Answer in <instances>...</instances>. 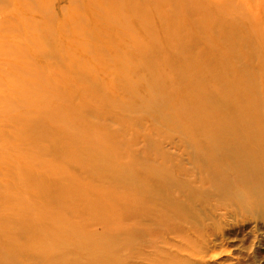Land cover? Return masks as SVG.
Here are the masks:
<instances>
[{
	"label": "rangeland",
	"instance_id": "obj_1",
	"mask_svg": "<svg viewBox=\"0 0 264 264\" xmlns=\"http://www.w3.org/2000/svg\"><path fill=\"white\" fill-rule=\"evenodd\" d=\"M137 1L143 2V0ZM149 2L148 6L145 4L146 6L136 7L122 4L129 10L126 9L125 18L121 17L120 13L118 15L113 13L117 9L115 3H102L103 5L100 6H105L116 15L110 19L111 23H115V20L120 18L123 24L133 30L142 25L145 7L149 10H155L158 7L168 13H177L183 4L189 5L185 0H174V4L169 0ZM213 2V15L219 14L228 20L226 30L218 29L211 22L202 32L196 31V27L189 26L186 29L189 32H182L179 35L180 39H187L181 47L178 44H172L170 48L177 53L167 50L169 52L167 54L160 51L161 49L153 50L148 54L151 60L146 59V63H139V65H153L150 68V83H138L137 89L141 93H148L147 99L143 100L144 103L149 101L150 107L163 108L164 115L159 121L151 117L152 110H150V113H145V117L140 118L135 124L132 121L141 117L140 113L137 115L123 110L120 95L124 94V91L117 88L119 85L113 81L114 73L119 76L121 72L123 73L122 65H115V63L107 65L108 67L99 65L107 70L101 72L89 70L77 78H71L67 74L64 76L59 67L55 66L50 70L48 61L40 60L36 54L37 49L43 45L54 51L57 60L64 64L65 68L75 66L71 64L67 50L54 48L59 43H55L54 40L57 39L51 37L39 39L38 47L34 44L33 46L24 44V53L32 59L35 58V64L32 63V59L31 61L19 60L9 54L11 61L15 59L18 64L25 67L21 77L31 81L32 85H36L42 77L38 85H41L43 89L52 90L57 105L63 107L64 100H72V111L63 107L59 116L63 117L65 123L74 122L80 127L79 129L87 131L86 134L89 136L94 133L96 141L93 145H100L104 148V152L110 154L108 164L114 165L115 160V164L121 168L127 166L125 163L135 161L141 163V160L147 162L142 168L143 174L138 175L139 181L136 186L122 188L116 182L113 185L114 179L110 176L103 177L100 181L95 179L92 183L85 181L86 188L92 184V187L87 190H97L98 197L94 199L90 193H88L89 197L85 196L93 201L86 207H81L80 211H85L83 218L75 221L67 219L68 222L76 224L81 236L70 235V241L73 243L66 246L65 240L58 248L69 249L71 256L77 257L80 264H90L93 260L96 264H264V177L262 181H257L256 175L235 167L237 160L243 157L242 154L248 155L247 151L253 150L255 154L258 150L259 153L261 152L259 143H263L262 137L257 140V143L244 144V147L231 144L232 142L229 141L234 138L235 133L230 131L237 127L236 117H230L229 111L223 112L227 102L230 106L244 107L241 110L246 113L247 119L255 123L263 120L264 123V0H213ZM208 3H210L209 0L206 1V5ZM22 6H24L23 3L17 4L19 9ZM192 6L196 9L194 17L201 19V0H195ZM98 9L96 5L91 11ZM21 16L37 17L30 12H24ZM85 20L91 21V15H87ZM184 21L187 22L186 19ZM152 24L154 27L158 26L155 16ZM73 32L71 30H68V33L65 32L67 38L71 39ZM20 33L23 32L20 31ZM20 33L15 32L10 35L9 41ZM25 33L30 37L28 41L36 34L39 35L34 29H27ZM220 34H222L221 39L217 40ZM151 36L148 35L145 39ZM199 36L201 37L199 40L202 39L203 43H209V48L216 44L220 48L219 52L226 49V52H220L226 55L225 58L206 61L205 44L192 45L188 41L192 38L198 39ZM224 41L228 42V45L222 44ZM91 47L100 49L102 46L91 43ZM232 48L234 51H230ZM141 54L144 53L141 52L138 57L142 56ZM172 54L185 57V65H190L188 74L197 71L201 73V67L204 70V65H230L231 75L241 77L244 85L236 86L230 92V84L223 81L217 83L215 86L217 90L214 93L219 91V94L211 103H204L202 99L190 97L189 94L190 99L187 95L182 96L180 86L191 90L194 81L185 77L181 78L179 73L185 72L180 71L179 67H169V65H175L172 62ZM221 60H223L222 63ZM165 62L169 64H163ZM139 65H133V67L138 68ZM39 69H45L43 76L38 74ZM199 77L203 87H208L205 81L209 79L202 75ZM83 81L89 83L97 81L101 85L110 82L115 89L104 95L105 100L102 102L96 100L100 93L96 97L90 96L83 99V94H80V86L83 83H79ZM114 83H116L115 86ZM72 94L75 96L73 97ZM19 96L18 99L21 100L37 99L22 92ZM131 100L135 103L141 101L137 97ZM105 101L107 104H103ZM74 104L82 106L84 113L80 110L74 112L76 109ZM210 110L216 115V119L210 117ZM86 116L89 117L88 122L90 124L92 122V125L85 124L88 123ZM99 126H101L100 129H97ZM216 127L219 129L215 133L219 144L216 150L220 152V155L229 153L230 162L224 159L213 163L215 153L209 145L211 138H214L213 132ZM255 130L260 136L264 126H256ZM103 132L105 135L102 134ZM67 137L75 140L84 139L80 133L66 132L64 138ZM102 137H105V141L101 140ZM19 140L30 139L25 134L19 136ZM64 145L61 144V146ZM58 155L55 149L51 155L47 156L48 159L44 160L37 156L24 159L29 160L30 163L15 159L8 160L0 164V176L7 179L8 173L13 172L9 161L16 163L19 161L21 164L26 162L37 169L43 164L50 167L53 165L61 168L60 170L63 169L65 173L62 174L63 176L68 175L69 171H73L69 168L71 161L67 157L59 160ZM151 156L154 160H150ZM112 157H114L113 160H111ZM120 158V161L125 163L118 164L117 159ZM259 164L256 163V166L251 169L256 171ZM4 172L7 176L3 174ZM14 175L21 179L24 177L22 174ZM7 180L10 181V177ZM78 180L74 181L81 183V180ZM121 180L126 181V179ZM37 185L42 189L40 182H37ZM35 190L20 192L14 189L12 182L6 188L7 198L14 199L8 202L6 198L0 203V218L3 219L0 221V226L3 222L7 224L4 233H0V253L7 249L8 255L17 258L21 256L19 247L28 250V245L35 243L34 239L26 240L28 234H33V230H23L18 225V220H24L26 217L35 220L36 215H33V209H26L27 213H21L14 203L16 199L24 200L31 194L34 195ZM62 195L66 199L65 206L75 201L68 195ZM128 208L129 210L133 208L132 219L126 220L128 213L125 214V212ZM145 211L147 213L142 215ZM89 215L94 222L90 229L94 233L101 232L100 237L86 239ZM136 215L138 219H134ZM120 229L122 233L118 235ZM61 238H63L62 235H60ZM95 250H98V253H95ZM50 262L35 263L34 260H27L23 264H49Z\"/></svg>",
	"mask_w": 264,
	"mask_h": 264
},
{
	"label": "bare ground",
	"instance_id": "obj_2",
	"mask_svg": "<svg viewBox=\"0 0 264 264\" xmlns=\"http://www.w3.org/2000/svg\"><path fill=\"white\" fill-rule=\"evenodd\" d=\"M149 1L152 0H143V2L137 0H0V164L11 159L30 163L29 160L24 159L33 158L32 156H37L41 160L48 159L47 156L51 155L56 149L59 153V160L67 157L71 161L69 168L73 170L69 171L68 175L63 176L62 174H65L63 169L60 170L61 168H56L53 165L50 167L43 164L37 169L26 162H23V164L19 161L17 163L15 161L8 162L13 172L10 171L8 173L10 181L7 180L8 177L6 179L0 176V203L7 198L5 191L10 182L13 183L14 189L20 192L36 189L34 195L31 194L24 200H14L21 213H27L26 209H33V215H36L34 221L32 218L29 219V217L24 220H18V225L23 230H33V234H28L26 240L34 239L35 243L29 244L28 250L19 247V255L21 256L17 258H12L13 256L7 254L8 250L4 249L0 253V264H23L27 260H34L35 263L51 261L49 264H80L77 257L71 256L69 249L58 248L65 240L66 246L73 243L70 241V235L81 236L79 231H77L76 224L68 222L67 219L75 221L83 218L85 211H80L81 207H86L93 201L85 196L89 197L88 193H90L94 199L98 197L97 190H87L92 187V184H89L86 188L87 183L85 181L92 183L95 179L100 181L101 178L110 176L114 179L113 185L116 182L122 188L136 186L139 181L138 175L143 174L144 170L142 168L147 163L144 160H141V163L138 161L125 163L120 161V158L117 159V163H125L128 167L119 168L115 164V160L114 165L108 164L110 154L104 152V148L100 147V145L98 146L96 143V145H93L96 141L94 133L89 136L86 134L87 131L79 129L80 127L74 122L65 123L62 119L63 117L59 116L63 107H67L72 111V100H64L65 105L63 107L57 105L52 90L49 88L43 89L41 85H38L42 77L36 85H32L31 81L21 77L23 72H25V67L18 64L15 59L31 61L32 58L24 53V44H32V46L34 44L38 47L40 46L37 43L39 39L51 37L57 39L54 40L55 43H59L54 48L67 50L70 62L75 66L65 68V65L57 60V55L54 51L43 45L37 49L36 54L40 57V60L48 61L49 64L47 65H49L50 70L54 69L55 66L59 67L64 76L67 74L71 78H77V76H81L89 70L99 72L107 70L99 65L103 67L113 65V63L122 65L121 70L123 73L121 72V76L114 73L115 80L113 81L119 85L117 88L124 91V94L121 93L122 95H120L123 110L137 115L140 113L141 117L139 116L138 119L132 121L135 124L138 123L140 118L145 117V113H150V110H152L151 117L159 121L164 115L163 108L160 106L150 107L149 101L144 103L143 100L147 99L148 93H141L137 89L138 83H150V68L153 65H139V63H146V59L151 60L148 54L153 50L161 49L160 51H164L167 54L169 52L173 53V49H170L172 44H178L181 47L182 43L185 42L184 40L187 39L183 38L182 40L179 35L182 32H189L186 31L189 26L196 27V31L202 32L207 29L209 22H211L218 29L226 30L228 28V20L221 17V15L219 16V14L217 16L213 15V0H209L210 3L207 5V0H201L202 10L200 11L202 17L201 19L195 18L194 11L196 9L192 6L195 0H185L189 5L183 4L181 10H177V13H168L158 7L155 10H149L145 7L142 25L133 30L128 25L123 24L120 18L115 20V23H111L110 19L119 13L121 17L125 18L127 8H124L122 4L125 3L130 7L146 6L145 4L148 6L150 5ZM169 1L174 4V0ZM19 3L24 4L20 9L17 7ZM102 3H115L117 9L113 13L116 15L111 13L105 6L101 7ZM96 5L99 9L91 11ZM70 10L74 11L71 12ZM24 12L33 13V16L37 17L21 16ZM87 15H91V21L86 22L85 17ZM154 16L158 20L157 27L152 24ZM185 19L187 22L184 21ZM77 21L79 23H76ZM45 23L47 25H44ZM27 29H34L38 31L39 35L36 34L35 37L28 41L30 37L25 33ZM68 30L74 31L71 34V39L67 38L65 34V32L68 33ZM20 31L23 33H20ZM15 32L20 34H16L15 38L9 41L10 35ZM148 35L152 36L146 40L145 37ZM221 36L222 34L218 35L217 40H220ZM199 38L201 37L199 36L198 39L192 38L194 41L192 39L188 41L192 45L196 43L202 44V39L199 40ZM91 43L102 47L100 49H92ZM203 44L206 46V61L225 58L226 55L220 54V52H226V49L219 52L220 48L216 44L210 48L209 43L204 42ZM222 44L228 45V42L224 41ZM230 51H234L233 48ZM141 52L144 54L138 57ZM9 54L15 56L14 61L9 59ZM35 60V58L32 59L33 64H35ZM172 62L175 65H169V67H179L180 71L185 72L179 73L181 78L185 77L194 81L191 90L180 86L181 95H187V98L190 95V97L202 99L204 103H211L219 94V91L214 93L217 90L215 88L217 83L219 84L223 81L230 84V92L236 86L244 85L241 77H233L231 75L232 73L229 70L232 68L227 64L204 65V70L201 67V73L195 71L196 73L190 72L188 74L190 65H185L184 56L172 54ZM220 62L222 63L223 60ZM163 64L167 65L169 62ZM133 65L139 66L136 68ZM38 74L43 76L45 69H41ZM200 75L209 79L205 81L208 83V87H203L199 80L201 79ZM79 83H83L80 86V94H83V99H87L90 96L96 97L100 93L96 98L100 102L105 100V96L115 89L110 82H106L103 85L97 81ZM116 83H114V86ZM20 92L26 93L29 97H37V99L34 101L29 98L27 100L18 99ZM175 94L177 93L175 92ZM72 95L73 97L75 96V94ZM135 97L141 99L140 103H135V101L131 100V98ZM103 104H107V101ZM74 107L76 108L74 112L80 110L84 113L82 106L74 104ZM224 107V113L229 111L231 113L230 117H236L235 123L237 127L230 131L235 133L234 138L229 141L230 143L232 142L231 144L244 147V144L257 143V140L262 137L261 142L263 141V143H259L261 144V152L259 153L258 150L255 154L252 152L253 150L247 151L248 155L242 154L243 157H240L235 164L237 169L256 175L257 181H262L264 177V131L258 136L259 133L255 130V127L264 126L263 120L255 123L253 120L247 119L246 113L241 110L244 107L230 106L227 102ZM210 117L213 119L216 117L211 110ZM86 121H90L88 116H86ZM85 124L90 126L92 122L91 124L89 122ZM100 127L97 129H100ZM217 129L216 127L213 132L214 138H211V144L209 145L215 153L213 163L224 159L230 162L229 153L220 155V152L216 150V147L218 148L219 146L215 134ZM66 132H71L72 134L80 133L84 136V139L75 140L73 138L68 139V137L65 139ZM198 133L202 134V132ZM25 134L30 140L20 141L19 136ZM102 134L105 135L104 132ZM101 140L105 141V137H102ZM61 144L65 145L61 146ZM10 150L12 151L10 152ZM152 156L150 160L153 159ZM256 163H260L258 165L259 168L256 167V171H253L251 168L255 167ZM3 167L5 168V165ZM13 173L16 175L22 174L24 177L21 179ZM3 174L7 176L5 172ZM26 176L27 178H25ZM120 178L126 179V181L123 182ZM75 179H80L81 183L75 182ZM37 182H40L42 189L39 188ZM62 194L68 195L75 201L71 205L65 206L66 199ZM7 199L10 202L14 198ZM129 208L125 212V214L128 213L126 214V220L132 219L133 208L130 210ZM134 209L138 210L136 207ZM146 213L147 211L142 212V215ZM134 219H138V216L136 215ZM2 220L0 218V221ZM93 223V219L89 215L86 224L88 228L86 229V239L101 236V232L97 231L94 233L91 231L90 226H93ZM6 227L7 224L3 222V225L0 226L1 234L4 233ZM121 233L120 229L117 234L121 235ZM60 235L63 238L60 239ZM45 253L47 254L44 256ZM95 253H98V250H95ZM94 262L95 260L90 262V264H94Z\"/></svg>",
	"mask_w": 264,
	"mask_h": 264
}]
</instances>
